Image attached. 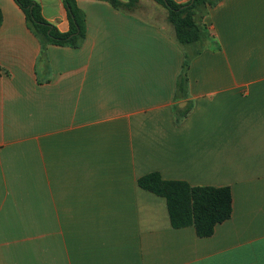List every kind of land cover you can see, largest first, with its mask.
<instances>
[{"label": "crops", "instance_id": "1", "mask_svg": "<svg viewBox=\"0 0 264 264\" xmlns=\"http://www.w3.org/2000/svg\"><path fill=\"white\" fill-rule=\"evenodd\" d=\"M34 1L69 31L64 0ZM154 4L77 0L83 44L43 50L0 0V264H264V0L209 7L185 90L197 47ZM154 172L229 186L232 217L174 228Z\"/></svg>", "mask_w": 264, "mask_h": 264}, {"label": "trees", "instance_id": "2", "mask_svg": "<svg viewBox=\"0 0 264 264\" xmlns=\"http://www.w3.org/2000/svg\"><path fill=\"white\" fill-rule=\"evenodd\" d=\"M15 1L25 14L28 28L39 38L43 50L49 45L79 48L85 41L86 17L78 7L77 0H64L70 22V29L66 33L60 32L44 18L41 6L36 1ZM101 1L109 2L116 9H133L138 3V0ZM154 1L168 11V21L174 27L177 41L184 46L197 47L193 54L186 55L179 76L178 87L185 90L190 63L206 47V40L209 37L202 19L209 7L216 6L222 0H191L187 4H178L174 0ZM2 22L3 14L0 10V26ZM138 185L166 199L174 228L193 226L199 237L212 236L218 224L232 217L233 198L229 186H192L185 181L165 180L158 172L139 178Z\"/></svg>", "mask_w": 264, "mask_h": 264}, {"label": "rangeland", "instance_id": "3", "mask_svg": "<svg viewBox=\"0 0 264 264\" xmlns=\"http://www.w3.org/2000/svg\"><path fill=\"white\" fill-rule=\"evenodd\" d=\"M154 5H156V7H158L159 9H161L163 11V13H165L166 10H165V8L163 6H161L159 4H154Z\"/></svg>", "mask_w": 264, "mask_h": 264}]
</instances>
